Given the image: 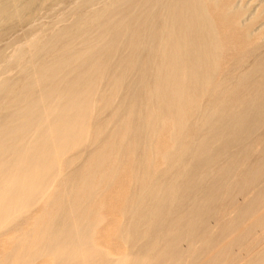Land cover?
Masks as SVG:
<instances>
[{"label": "bare ground", "instance_id": "obj_1", "mask_svg": "<svg viewBox=\"0 0 264 264\" xmlns=\"http://www.w3.org/2000/svg\"><path fill=\"white\" fill-rule=\"evenodd\" d=\"M67 1L0 0V42ZM72 13L15 56L0 50V70L16 71L0 79V228L48 209L0 264H237L235 247L264 264L259 239L244 245L264 233V42L216 83L205 0H80ZM166 122L175 147L154 174L147 146ZM131 153L130 251L101 259V190L122 164L109 162Z\"/></svg>", "mask_w": 264, "mask_h": 264}, {"label": "rangeland", "instance_id": "obj_2", "mask_svg": "<svg viewBox=\"0 0 264 264\" xmlns=\"http://www.w3.org/2000/svg\"><path fill=\"white\" fill-rule=\"evenodd\" d=\"M100 1L102 3V0ZM261 1L205 0L211 18L216 24L218 39L221 46L220 59L218 62L219 68L215 77L216 83L221 79L223 73L234 70L236 61L240 57H247V54L251 50L264 42V0L262 1L263 3ZM67 2L62 3L61 6L60 4H58L59 6L56 4L52 8H49V10L41 11L40 14H38V16L26 26L19 28L16 32L10 34L2 40L0 42V50H2L7 57H11V54L12 56H15L20 49L25 48V46L27 47L28 42L30 43L31 40L43 38L45 35L49 34L47 33L48 31L51 34L54 29L55 32L61 26H67L69 22L71 23L73 21L74 16L72 12L79 5L80 0H69ZM96 7H98V5ZM235 7H237V10ZM71 18L72 21L70 20ZM260 26L261 28H259ZM30 28L33 29L32 33H28ZM22 44L24 46H22ZM18 47L19 50L17 52ZM247 68H249V64L243 66L245 71ZM14 71L15 70L13 69L7 70V72L0 70V76L6 73V77L2 75L3 78L1 77L0 79L14 78L16 75V71ZM99 118L105 120L108 118V114L101 113ZM122 134L123 133H121V135ZM150 136L151 139L149 140V144L147 146V163L151 166L149 167L152 173L160 174L166 167L164 155L175 147V143L172 138L174 136L172 124L168 122L164 123L154 136L153 134H150ZM117 143H119V145L114 148L115 151L119 150L120 145L123 146V142H121V140H117ZM72 155L73 153H70L68 157H71ZM85 156L86 155L82 156V160ZM134 158V155L131 153L116 159V161L109 162L112 164L121 162L122 164L116 166L117 170L108 178V182L112 185L110 187H103L101 190L100 203L103 205L101 215L104 218V222L96 229L93 239V244L96 249L105 253V256L101 259L116 260L127 256V253L130 251L128 244L121 237V229L126 221V216L124 215L126 202L131 192L135 189L133 176V169L135 167ZM55 184L56 183L51 184V186L46 189V196L50 192L51 195H54V191L57 189ZM242 202L243 199H240L238 203ZM47 211L48 209L46 203L44 201L38 202L27 219L19 223L13 222L14 224L6 223L2 228H0V261L5 260L6 254L11 252L17 246L19 242L18 240L28 234L32 228L36 227L38 230L39 225L42 224L43 226L45 221H41L40 217H42V215ZM229 216L233 218L235 213L232 212ZM37 220L38 223L36 222ZM258 239L260 241L259 244L261 243L260 248L264 251L263 232H259L255 236L247 237L244 241V245L253 246L255 240ZM186 247V243H182L180 246L182 251L185 250ZM233 253L235 256H239L236 261L237 264H250L248 260V250L243 251L242 248L235 247ZM97 263L99 264V262ZM35 264H53V258L45 256Z\"/></svg>", "mask_w": 264, "mask_h": 264}]
</instances>
